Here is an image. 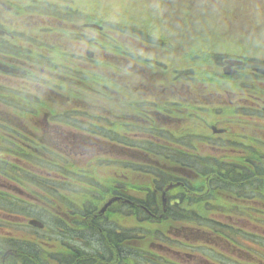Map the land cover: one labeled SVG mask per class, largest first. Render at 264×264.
Returning a JSON list of instances; mask_svg holds the SVG:
<instances>
[{
	"label": "rangeland",
	"instance_id": "rangeland-1",
	"mask_svg": "<svg viewBox=\"0 0 264 264\" xmlns=\"http://www.w3.org/2000/svg\"><path fill=\"white\" fill-rule=\"evenodd\" d=\"M190 5L189 13H186L184 0H0V27L15 37L10 41L2 40L0 48L13 55L25 56L27 53L33 70L43 72L29 88L22 87L23 81L19 79L0 78L3 88L13 90L7 102L6 98L0 100V116L16 119L22 129L7 137L0 135V144L6 145L9 151H0V160L3 161V168H0V223L14 225L15 246L22 260L37 256L38 263L46 264L49 257L57 256V246L65 243L90 245V250L94 252L93 249H96L99 255H104L106 247L120 246L124 244L123 239L134 246L125 250V264L156 261L159 264L174 261L200 264L205 257L224 264L235 260V257L236 264H264V257L256 261L245 252H250L248 249L238 251L234 247L236 240L238 244H243L244 240L237 238L239 235L247 237L252 242L251 247H264V185H260L259 189L258 184L253 182V186H246L243 190L236 188L235 192L213 191L209 195L208 206L201 201L182 204L183 209L176 210L182 217L176 220L139 218L130 215L123 206L102 216L98 214L99 210L87 213V205L95 209V203L106 196L104 188L110 189L115 183L116 191L125 186L143 185L147 189L152 186L150 182L125 173L127 170L123 171L115 165L118 161H128L127 150L104 143L103 137L83 138L81 132L72 141L67 134L69 131L62 124H50L57 129L48 130L43 120L50 111L62 112L65 116L74 113L84 128L101 130L99 127L104 126L108 136L114 137L113 133H119L123 137L125 131L118 123H125L128 116L138 115V103L139 106L147 102L177 107L173 101H182L183 105L197 107V110L193 109L197 112L196 117L184 121L162 115L158 126L164 135H173L176 127L179 139L188 133L200 135L201 140H192L186 145L192 146L189 160L193 162L194 168L191 169L194 173L203 166H198L191 157L210 158L209 166L204 165L209 171H223L230 164L238 171H245L241 166L249 162L247 159L264 155V77L252 73L253 67H264V0H191ZM97 19L105 26L102 34L76 28L75 24ZM120 26L123 30H119ZM71 30H75L74 36H71ZM88 38H94L99 45L89 44ZM89 49L94 52L93 60L86 57ZM52 52L67 54L73 73L64 75L62 69L52 71V64L63 66L68 62L65 55L48 61ZM230 55L244 59L248 64L236 79V110L239 107L240 114V120L236 119V136L235 120L230 119L234 117V111L228 108L235 100L233 81L225 85V90L205 89L206 84H213L206 80L207 74L223 77V59ZM168 66L173 68L172 74ZM201 72L205 73L203 78H200ZM91 77H101L99 84L106 88L97 86ZM243 79H247L254 88L245 87L241 82ZM57 92L71 100L75 95L77 104L65 105V109L56 107L51 98L56 97ZM207 106L216 107L223 114L217 118L209 117ZM88 110L99 119L85 117ZM179 112L183 113V110ZM218 119L233 126L231 133L224 137L227 141H215L208 129L209 123ZM104 122H110L112 126ZM26 124L31 125L32 130L26 128ZM45 132L50 138L40 140ZM134 137V134L128 136L131 139ZM235 137L236 146L233 142ZM185 141H177L174 148L176 145L185 148L182 145ZM156 143L163 146L160 141ZM206 143L222 145L227 150L207 148L204 146ZM73 144L77 156H63L73 153V149L68 148ZM44 145L48 148L43 149ZM168 147L171 149V144ZM62 149L66 152L60 153ZM40 151L45 159L55 158L60 166L65 164L64 158H69L73 173L84 176L83 180L91 177L101 187L83 183L82 187L87 188L83 192H61L59 197L45 194L37 198L32 194L33 186L26 189L17 180L28 187L29 173L57 181L44 182L46 186H61L71 179L77 182H72V185L78 188L80 185L76 179L81 180L75 175H67L65 179L60 175L64 170L60 166L53 169L40 164L39 158L32 154ZM21 155L25 157L18 159L17 156ZM217 162L220 166L212 165ZM261 170L264 171V165ZM250 176L254 178L252 173ZM196 188L205 190L207 183L204 181ZM148 192L152 194L150 189ZM114 193H108L106 201ZM233 196H236L235 205L228 202V198ZM251 197L257 198L256 205L248 204ZM102 203L98 204V208ZM2 205H7L8 211L2 209ZM241 207L246 209V214L239 213L238 208ZM252 208L255 209L254 215L250 210ZM192 213L202 218L191 220L183 216L189 217L188 214ZM96 215V226L85 229V219ZM29 218L43 221L45 229L36 230L28 226ZM209 223L215 228L221 224L228 232L227 236L213 233L211 227L207 230L205 224ZM119 232L122 233L118 235ZM7 235L1 231L3 240ZM110 238L111 243L108 242ZM185 245L192 246V249ZM155 246H166L177 252L167 249L158 251ZM45 251L49 257L43 255ZM112 255L114 257L115 253Z\"/></svg>",
	"mask_w": 264,
	"mask_h": 264
},
{
	"label": "trees",
	"instance_id": "trees-1",
	"mask_svg": "<svg viewBox=\"0 0 264 264\" xmlns=\"http://www.w3.org/2000/svg\"><path fill=\"white\" fill-rule=\"evenodd\" d=\"M76 15V14H75ZM83 17V16H81ZM72 20H74V16L72 18ZM95 23H98L100 25H103V23H100V21L97 20H93ZM119 30H123V28L120 26ZM104 33V32H102ZM101 33V34H102ZM94 45H99L97 42ZM57 55H53L52 58L49 59H56L59 58L60 56H66L68 62H66V64H62L63 66H60L58 64H55L52 66L54 68L50 69L52 71H57L59 69H62V72L64 75H69L71 73H73V67L71 66V62L69 60V57L67 54H61V53H56ZM47 59L48 61H51ZM214 59L217 61L218 57H214ZM63 60V59H60ZM56 67V68H55ZM205 75L204 72H201V76L200 78H203ZM208 76L206 77V80L211 81L213 84H206L205 89L212 91V89H220V90H225L227 89L225 87V85H227L229 83V81L231 80L230 78H226V77H218L215 74H207ZM172 77V76H171ZM92 81H94L95 83H97V86H100L101 88L105 89V87L101 86L99 84V81L101 79H93L91 77ZM170 81V79L168 80V82ZM214 82H219V83H214ZM241 82L243 83V85L245 87L248 86V88L253 89L254 85L251 84L249 81H247V79H243L241 80ZM224 86V87H222ZM234 89V86H233ZM260 93V92H257ZM252 96V95H251ZM255 97V95H254ZM147 106H150L149 104H147ZM166 104H160V105H156V104H152V107H155L157 110H160L161 112H165V108H166ZM194 110H197V107L193 104H177V107L175 109V114H176V119H180V120H188L189 118H195L196 117V113L197 112H193ZM179 110H183V113H180ZM239 109L236 110V119H239L240 114L238 113ZM154 116H157V118L153 119V118H148L145 120V124L144 126H133L135 129L139 130V132H141L142 134H144L145 136H135L133 139L131 138H127L125 139L124 137L121 136V134L119 133H113L114 137H110L107 134H105V127L104 126H100L99 128L101 130H94L92 128H85L86 132H88L89 135L91 136H95L97 138L103 137L105 139H102V141L104 143H107L109 145L110 142H113L114 144H125L127 145V151L128 154H126V158H128V161L126 162V166L128 167V173L134 175L137 178H141L145 181L150 182V186H152L150 189L151 193L148 192L149 189L147 188H143L144 186H136V187H132L129 186V195L127 196V198L134 200L133 199V195L132 193H139V196L141 198V200H137L140 203L144 204L145 207H147L150 211L155 213L156 210V196L154 195V190L158 187H161L167 183L170 182H174V180H177V178L175 177L176 172L173 171L172 169H170V167H177V166H189V167H193V162L191 160H189V153H185L182 151H178V150H174L172 147L171 149H169V145L172 143H177V141L179 140H187L185 141L182 145L186 146L188 144V142H192V140L196 139V135H193L191 133L188 136V134H185V136H182V138H177V136L175 138L172 137V135H164L163 134V139L164 140H160V145L161 142L163 144V146H159L157 145V140H154L153 138H149L147 136L153 137L154 134H159L160 129L158 126V121H159V117H161L163 114L160 113H155L153 114ZM169 115V113H167V116ZM209 117H211L213 115L212 111L209 110ZM85 117L87 118H91V119H99V118H94V115L91 111H87V113H85ZM169 117V116H168ZM100 121L98 120V123ZM105 124H107V122H104ZM103 124V123H102ZM116 124H114L113 126H115ZM118 125L120 126V128L123 127V124L118 123ZM86 127V124H85ZM107 138V139H106ZM167 144V145H166ZM6 147V145L4 146V148ZM6 149V148H5ZM7 150V149H6ZM164 150H166L167 152H165ZM8 151V150H7ZM34 156H36L37 158H39V163L40 164H46L47 167L49 168H57V166H60L61 164L56 162V159L53 158V160H47L44 158V156H38L35 153H32ZM24 155L21 156H17L18 159L20 158H24ZM193 159H195V161L198 163V166H203L201 168L198 167L197 172L200 176H198L197 179H195V181L192 182V184L187 183V189L190 190V194H184L185 196H201L202 194V189L200 190L197 189L196 187H199V185L202 182H206L207 180L204 179V177L209 176L208 178V185L209 188H211L212 190H217L220 188H225L227 187L228 190H230L231 192H235L236 188L243 190L246 186H253L252 183H256L258 184L257 188H261L260 185H264V171L261 170V167L264 165V163L261 161V159H263L262 157H252L247 159L249 162L242 165L241 169L245 170L243 172L238 171L237 168L233 167L232 164H230L229 166H225L226 169L221 171V170H213V171H209L208 168V162L210 161V158L203 159V158H197V157H191ZM65 159V166H67L66 168H64V170L62 171V174L64 178H68L67 175H75L78 176L79 178H81V180L76 179L79 183V188L78 186H73L72 182H74L75 184H77V182L72 181L71 179L68 182L62 183L63 185L61 186H46L44 182H52L55 181V183L57 182L56 180H52V178H48V177H42V176H38V175H31V174H27L29 183H28V187L24 186V184L20 183L17 180V183L19 185H21L22 187L29 189L33 186L32 188V194L34 196H36L37 198L40 197H44L46 196L45 194H48L49 196L54 197L55 195H58L57 197L60 196L61 192H65L67 194H76L77 192H83L86 191L87 188L82 187L83 183L89 185V186H94L97 188H100L101 185L94 179H92L91 177H88V179H84V176H80V174H75L72 172V170L70 169V163L68 158H64ZM256 160L257 161V169L255 171V173H252L250 170V165L254 164L256 165ZM53 161V162H51ZM207 161V162H206ZM204 165H208V166H204ZM213 166H220V164L217 162V164L213 163ZM151 166H161V167H165V168H153ZM12 167V166H11ZM69 167V168H68ZM255 167V166H254ZM0 168H3V165L1 163ZM66 169V170H65ZM2 170V169H1ZM21 172H23L22 170H19ZM60 171H58L59 173ZM241 172V173H240ZM7 173H9L7 171ZM11 173H13V171H11ZM25 174V172H23ZM49 173V172H48ZM224 173V175H223ZM251 173L254 175V178L251 175ZM36 174V173H35ZM175 174V175H174ZM203 174V176H201ZM236 175V176H235ZM253 178V179H252ZM225 185V186H224ZM149 186V187H150ZM115 187V188H114ZM114 187L110 188V189H105L104 191H106V196L102 197L99 201H97L95 203V209L93 207H90L88 204V209H85V212L87 213H97L99 208L103 205V203L106 201L107 198V194L110 192H115L114 194H120L121 190L116 191V183L114 185ZM226 188V189H227ZM83 190V191H82ZM181 188H177L175 189V193L180 192ZM102 195H104V193H101ZM113 194V195H114ZM100 202H103L100 207L98 208V204ZM2 209L8 211V207L7 205H2L1 206ZM118 205H114L112 208L109 209L113 210L115 208H117ZM108 211V213H109ZM143 221V220H142ZM128 236V234H127Z\"/></svg>",
	"mask_w": 264,
	"mask_h": 264
},
{
	"label": "flooded vegetation",
	"instance_id": "flooded-vegetation-1",
	"mask_svg": "<svg viewBox=\"0 0 264 264\" xmlns=\"http://www.w3.org/2000/svg\"><path fill=\"white\" fill-rule=\"evenodd\" d=\"M5 27V26H3ZM76 28H79V26H77ZM6 31V34L4 36H0V42L2 40H7L10 41L11 39L15 38L14 35L11 34L10 31L1 28ZM79 32V31H76ZM74 34H76L74 32ZM28 54L26 53L25 56L22 54H11L10 52H7L3 49L0 48V63L5 64V65H9L12 67H16V68H20L22 70L26 71V75L20 76V75H10V74H6L4 72H2L0 70V78H4L9 80L10 78H14V79H19L21 81H23L22 87L24 88H29L32 86L33 81L35 82V80H39V76L38 75H42L43 72H37L38 69L33 70V66L32 64L29 63V58L27 57ZM29 66V67H28ZM55 75V74H52ZM234 78V85H235V91H234V96H235V100L233 103H230L229 105H231L233 107L234 110V119L235 123H234V131L235 134L234 136H236V74L233 76ZM13 93L12 89L7 90V88H3L0 85V100L2 101L3 98H6V102H7V98L10 97ZM56 97H52V104H54L56 107H63L65 105L69 106V105H73L75 106V104H77L76 99H75V95H73V98L71 100L70 97H66L65 95H63L61 92H57V94L55 95ZM1 104V102H0ZM3 106V105H2ZM175 106H170L169 110H170V114L169 117L170 119L174 120L176 119L175 116V111H174ZM138 115L137 116H128L125 120L126 123H124L125 126V132L124 135L128 136V131L129 128L128 126L130 124H140V125H144L145 124V120L148 118H151L152 114L155 113H160V111L155 110V109H138ZM56 114L50 112L48 113V115L43 119L44 121H46L45 126L48 127V130H54L57 128H54L52 126H50L49 123L51 124H62L64 126V129H66L67 131H69L67 135H64L67 138H70L72 141H75L73 139L77 137H79V133H80V129H79V121L80 119L77 116H70V117H64L63 113L60 112L59 116H55ZM56 117H58V120H56ZM0 124H9V130L10 133H17V131L22 130L19 127V124L16 122V119L14 118H9V119H4L0 116ZM30 124H32V120H30ZM216 124L218 127H223L227 129V132L225 134L222 135H214L213 138L216 141V139L218 140H222V141H227V139H225L224 137L227 136L228 134L231 133L233 126L231 124L228 123H221V120L216 121ZM221 125V126H220ZM26 128H30V130H32V126L29 125ZM4 130V126L0 125V130ZM30 134V133H29ZM154 138H159L160 136L157 134H154L153 136ZM50 136L46 135V132L42 134V136L40 137V140H45V139H49ZM234 144L236 146V137L234 139ZM217 144V142H215ZM205 147H210L213 148L215 150H227L225 147H223L222 145H218L216 146L215 144H208L206 143V145H204ZM179 149H183L185 150V148H181L180 146H178ZM68 148H72L73 149V153L72 154H66L67 156H77V152L75 151V144L72 145V147H70V145H68ZM124 148H127V145L124 144V146L122 145L121 149L123 150ZM59 151V150H58ZM191 152L192 149H188L186 150V152ZM236 151V149H235ZM42 152V151H41ZM60 153L62 152H66L65 149H62L61 151H59ZM43 153V152H42ZM186 170H188V168L185 167H178V172H185ZM192 176V175H191ZM181 178L187 180L188 179V175H183L180 176ZM183 186V185H182ZM185 187V185H184ZM161 189L156 191V195H157V200H156V210L155 213H152L154 215H151V213L149 212L148 208H145V205L140 203L137 200H141L139 195L133 194V199L129 201L128 199H124L122 202V206L125 207V211H127L130 215L132 216H137L139 218H147V219H172V220H176L179 217H182L181 214H179L178 212H176L177 209H183L181 207L182 204L184 203H193L194 201H201L203 204H206L207 206L210 204V201L208 200L209 197H190L187 198V196H183L184 194L188 193L190 194V190L185 189L182 190L180 192L179 195H173L171 197H167V201L164 203L162 201V197H161ZM206 193H209V190H206ZM121 194L127 198L128 194H129V190L126 189L125 187L122 189ZM257 198H251L249 200V204H253L256 205L257 202H255ZM127 201H129L130 203H127ZM252 201V202H250ZM209 202V203H208ZM228 202L231 205H235L236 203V197L233 198H228ZM188 205V204H187ZM255 210V209H252ZM185 213V211H184ZM3 215H5V213H2ZM221 214V213H219ZM189 217H187L186 215H183L185 218L188 219H200L202 217L198 216L195 213L192 214H188ZM252 215H254V213H252ZM193 217V218H192ZM96 220L97 218H95L94 216H92L91 218H86L83 224V227L85 229H89L90 227L96 226ZM83 221V220H82ZM2 227V228H1ZM93 230V229H92ZM1 231H4L6 233H8L9 235H7V237L3 240L2 236H1ZM100 232H103L102 229H99ZM122 232H119L118 235H120ZM11 241L13 242V244L11 243ZM16 238H15V228L14 225L11 224L9 222V224H5V223H0V264H41L38 263L36 260L37 256H30V258L27 256V258H29L28 260H22L21 257V253L17 250L16 248ZM122 242L124 244L122 245H112L111 247H106V252L104 253H100L101 255L98 254V252L96 251V249H93L94 252L92 250H90L91 248H88L90 245H77V244H68L65 243L63 245H60L59 247L57 246L56 249V253L57 256L55 258H51L47 255V251L44 252L43 255L47 256L50 258V260L48 262H46V264H125L124 261V257L123 254L126 252L125 250L128 248L133 249L134 246L128 245L126 242L122 239ZM187 248L192 249V246L189 245H185ZM236 249V246H234ZM155 248L159 251V250H165L167 249L166 246L164 247H158L155 246ZM205 248L209 249L208 246H205ZM168 251H172V252H177L174 249L168 248ZM97 252V253H95ZM112 253H115L114 257L112 255ZM19 258V259H18ZM97 258H99V260H97ZM101 258V260H100ZM103 258L105 260H103ZM116 259V260H115ZM204 261L200 262V264H224L223 262H219L217 260H210L208 258H203ZM148 264V262H146ZM149 264H159V262H150ZM171 264H182L181 262H171ZM192 264V262L190 263ZM194 264H198L197 262H195ZM226 264H236V257L235 260H231V262L226 263ZM243 264H248V263H243Z\"/></svg>",
	"mask_w": 264,
	"mask_h": 264
},
{
	"label": "water",
	"instance_id": "water-1",
	"mask_svg": "<svg viewBox=\"0 0 264 264\" xmlns=\"http://www.w3.org/2000/svg\"><path fill=\"white\" fill-rule=\"evenodd\" d=\"M86 27H89V28H93V29H97V30H102L103 28L99 25H96V24H86L85 25ZM87 56L89 58H93L94 56V53L91 51V50H88L87 51ZM243 65V62L240 61V60H228L227 61V66L224 68V73L226 75H232L234 73L233 71V67H239V66H242ZM0 68L2 70H4L5 72H9V73H16V74H24L23 71L21 70H18V69H15V68H10L8 66H5V65H0ZM255 71L259 74H263L264 75V69H255ZM212 129L214 130V132H219V133H222L224 132L225 130H218L216 127H212ZM179 184H176V185H169L167 186L166 190H169L171 189L172 187H175ZM165 195V194H164ZM120 198L118 197H114V198H111L104 206L103 208L101 209L100 211V214H103L105 213V211L108 209V207H110L114 202L116 201H119ZM30 225H33L34 227H38V228H43V224L37 220H31L30 221Z\"/></svg>",
	"mask_w": 264,
	"mask_h": 264
},
{
	"label": "bare ground",
	"instance_id": "bare-ground-1",
	"mask_svg": "<svg viewBox=\"0 0 264 264\" xmlns=\"http://www.w3.org/2000/svg\"><path fill=\"white\" fill-rule=\"evenodd\" d=\"M108 242L111 243V242H112V238H110V239L108 240ZM29 252H32V251H29Z\"/></svg>",
	"mask_w": 264,
	"mask_h": 264
}]
</instances>
